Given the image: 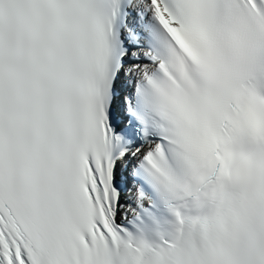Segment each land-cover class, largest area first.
<instances>
[{"label":"snow or ice","instance_id":"1","mask_svg":"<svg viewBox=\"0 0 264 264\" xmlns=\"http://www.w3.org/2000/svg\"><path fill=\"white\" fill-rule=\"evenodd\" d=\"M0 264H264V0H0Z\"/></svg>","mask_w":264,"mask_h":264}]
</instances>
